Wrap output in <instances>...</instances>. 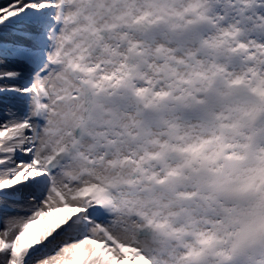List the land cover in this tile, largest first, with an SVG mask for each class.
Returning <instances> with one entry per match:
<instances>
[{"label":"snow or ice","instance_id":"1","mask_svg":"<svg viewBox=\"0 0 264 264\" xmlns=\"http://www.w3.org/2000/svg\"><path fill=\"white\" fill-rule=\"evenodd\" d=\"M0 264H264V0H0Z\"/></svg>","mask_w":264,"mask_h":264}]
</instances>
